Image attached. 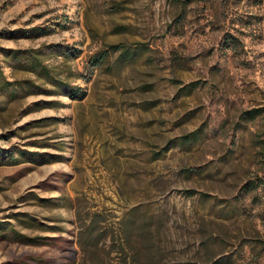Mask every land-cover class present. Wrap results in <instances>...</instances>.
I'll return each instance as SVG.
<instances>
[{"label":"rangeland","instance_id":"obj_1","mask_svg":"<svg viewBox=\"0 0 264 264\" xmlns=\"http://www.w3.org/2000/svg\"><path fill=\"white\" fill-rule=\"evenodd\" d=\"M0 264H264V0H0Z\"/></svg>","mask_w":264,"mask_h":264},{"label":"trees","instance_id":"obj_2","mask_svg":"<svg viewBox=\"0 0 264 264\" xmlns=\"http://www.w3.org/2000/svg\"><path fill=\"white\" fill-rule=\"evenodd\" d=\"M120 47H123V45H121ZM105 58H106V56H102L99 60L96 59V61L101 63ZM261 112H262V110H260V109H252V110H249V111L245 112L244 113L245 114L244 117H246L245 118L246 120H253L256 117H258L261 114ZM125 242H126V244L127 243L129 244V239H126ZM121 249H123V248L121 247ZM135 260H136L135 257H133L132 261L135 262ZM123 262L127 263V260L125 259Z\"/></svg>","mask_w":264,"mask_h":264}]
</instances>
